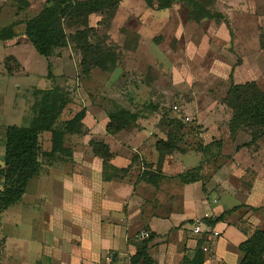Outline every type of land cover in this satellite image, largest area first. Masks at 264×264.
I'll list each match as a JSON object with an SVG mask.
<instances>
[{
    "label": "rangeland",
    "instance_id": "rangeland-1",
    "mask_svg": "<svg viewBox=\"0 0 264 264\" xmlns=\"http://www.w3.org/2000/svg\"><path fill=\"white\" fill-rule=\"evenodd\" d=\"M48 1L0 0V29L13 25L16 33L11 40H0V169L4 166L7 128L31 124L42 106V91L59 89L68 100L53 130L66 131L68 121L84 109L87 112L82 126L78 127L80 131L65 135L68 149L65 152L46 157L52 149L53 130L40 135L41 172L29 182L26 194L18 204L0 209V264L27 260L11 239L19 224L16 217L29 228L42 218L40 212L26 210L37 202V198L44 200L50 195L55 179L71 173L76 148L90 154L91 142L103 141L101 136L106 135L108 114L138 113L140 119L130 125V132L145 131L149 140L157 143L162 138L169 140L171 131V139L182 151L195 149L199 152L198 148L206 151L201 134L206 133L204 138L207 139L210 129L217 135L216 130H220L225 136L228 127L230 129L233 113L225 99L231 84L255 81L264 91V0H187L176 2L166 10H158L157 6L149 8L143 0H122L102 14L90 15L87 24L85 20L66 21L64 29L68 45L57 49L47 59L37 54L27 40L25 23L39 14ZM184 3H199L215 16L220 14L223 17L221 20L202 18ZM81 31H85V35L81 36ZM85 36L100 51L99 56L95 55L97 66H92L95 61L89 65L92 66L90 72L83 71L81 64ZM180 119L185 128L178 131ZM170 123L175 125L176 131L170 128ZM241 131L250 136L243 126L236 133ZM246 135L236 143L247 139ZM260 140L264 150V136ZM219 143L215 142V146L205 152L204 159L211 162L221 159L224 146H218ZM230 145L231 142L226 149H231ZM182 151L176 150L168 155L170 164H177L178 154ZM156 152L155 158L153 153H148V158L140 163L141 168H137V171L141 169L143 176L157 173L154 177L161 178L158 169L152 172L150 163L155 161L158 164L160 154ZM227 158L233 160V154ZM262 158L258 161L264 165V151ZM134 160L140 161V156L136 155ZM241 162L244 164L236 172L237 178L234 174L230 180L226 179L224 190L218 188L222 184L210 186L212 190L207 194L206 203L209 209L236 207L243 195L251 192L255 172L248 166L247 156ZM217 170L218 165L212 166L206 179ZM196 171L190 174L191 178L199 176V168ZM117 173L111 168L106 172L108 177ZM124 174L119 173L120 176ZM176 185L178 180H171L163 186L166 196L160 208L164 207L166 213L178 212L180 208L178 199L173 200L170 196ZM3 189L4 179L0 175V190ZM214 193L220 194V198ZM254 194L256 204L264 206V171L256 182ZM149 198L147 205L142 207L144 210L157 204V200L153 202ZM199 198L197 192L194 208L201 216L205 214V207L199 204ZM172 216V221L156 223L160 233H168L181 218L178 213ZM192 227L193 224L188 222L187 230L191 231ZM143 232L148 233L146 226L138 229L135 233L138 236L134 235V238L142 242ZM177 236L171 233L167 236L169 241L165 238V242L155 248L154 255L158 260H176L172 256H178V250L180 253L183 247L177 242ZM32 257L31 254L29 258Z\"/></svg>",
    "mask_w": 264,
    "mask_h": 264
},
{
    "label": "crops",
    "instance_id": "crops-1",
    "mask_svg": "<svg viewBox=\"0 0 264 264\" xmlns=\"http://www.w3.org/2000/svg\"><path fill=\"white\" fill-rule=\"evenodd\" d=\"M108 123L109 118L106 127ZM130 130H122L115 135L105 132L106 135L101 136L113 154L110 165L117 170H126L131 166L127 173L122 176L117 173L116 176L104 179L103 160L92 154L93 148L89 147L90 154H84L78 147L72 156L71 173L55 179L50 195L44 197V200L37 198V202H33L34 205L26 210L40 212L42 218L36 220L37 222L29 228L16 217L19 224L16 225V234L11 239L16 243L18 250L27 257L25 262L16 261V264H131V259L141 243L134 235L144 226L149 234H155L148 250L152 264L241 263L243 255L238 246L257 229L264 230V206L256 204L254 194L256 182L264 171V165L258 161L263 159L261 140L256 145L244 147L251 138L242 131L232 134L228 127L224 136L220 130H216L217 135L209 129V137L204 138L206 133H203L200 138L205 141L203 144L207 147L206 151L215 146V142H220L217 145L224 146L223 153L220 154L221 159L207 161L204 159L206 151L198 148L199 152L194 151L195 149H183L182 154H178L177 164H170L168 155L162 161L160 159L158 164L149 161L152 172L158 169L161 176H165L154 185L147 180L148 177L144 179L143 172L141 169L137 171V168H141L140 163L146 159L148 153H153V158L156 157V140H149L145 131ZM242 135H246L247 139L236 143L242 139ZM227 142L232 144L229 150L226 149ZM230 154H233V160H228ZM136 155L141 159L138 162L134 160ZM244 156L248 157V166L255 172L251 192L247 196L243 195V200L236 207L217 206L209 209L206 203L212 190L210 186L222 184L218 188L224 190L226 179L230 180L234 174L237 178L236 172L242 168L244 163L241 159ZM214 165H218V170L206 179L207 171ZM200 166L202 169L195 181L185 182L179 178V175L197 172L196 169ZM171 180H178V185L171 190L170 196H173V200L178 199L180 208L178 212L166 213L164 207L160 208V204L166 196L163 186ZM197 192L200 194L199 204L205 207V214L201 216L194 208L193 200ZM214 194L220 198V194ZM149 197L153 202L157 200V204L154 203L151 208L144 210L142 207L147 205ZM239 205L243 207L238 208ZM228 211L230 215L213 227L221 232V236L210 243L194 234L193 227L191 231L186 228L188 222L194 226L196 221L215 219ZM174 213L181 217L177 224L173 225L168 233H160L156 223L172 221ZM171 233L178 235L179 245L183 244L181 254L178 250V256H172L176 257V260H158L154 250L160 243L165 242V238L169 241L167 236H171ZM189 233L192 235L189 236ZM205 246L209 248L207 252L203 251ZM198 248L200 250H197ZM31 254L33 259L29 258Z\"/></svg>",
    "mask_w": 264,
    "mask_h": 264
},
{
    "label": "trees",
    "instance_id": "trees-1",
    "mask_svg": "<svg viewBox=\"0 0 264 264\" xmlns=\"http://www.w3.org/2000/svg\"><path fill=\"white\" fill-rule=\"evenodd\" d=\"M122 0H53L48 1L46 6L39 14L29 19L25 23V36L34 50L40 56L50 58L57 49L68 45V35L64 29L66 21L85 20L87 24L88 17L92 14H102L105 10L116 7ZM149 8L157 6L158 10H166L179 1L187 0H143ZM157 4V5H156ZM189 6L194 14H200L202 18H216L221 20L222 15L218 16L204 9L199 3H184ZM218 17V18H217ZM85 31H81L83 36ZM16 36L14 26L0 29V40L8 41ZM99 49L91 45L86 36L84 37V46L82 47V67L83 71L90 72L92 66H97L95 55L99 56ZM90 57L92 59H90ZM110 60V58L108 59ZM95 61L93 64L92 62ZM103 64L102 62H99ZM92 66H89L91 65ZM89 66V67H88ZM49 75H51V64L48 65ZM11 73V70L9 71ZM43 100L38 116L33 119L29 126H9L6 130V145L4 155V166L0 169V175L4 179V189L0 190V209H7L14 204H18L26 194L29 182L39 175L42 169V163L39 159L40 135L44 132L53 130L54 125L60 118L63 110L68 104L65 95L59 90L42 91ZM225 104L232 110L230 122V131L232 134L242 126L251 136V141L243 146L256 145L264 136V91L260 90L255 81L245 84L232 83ZM86 110H82L67 122L66 131L53 130L52 149L46 153V157L51 158L68 149L65 147V135L77 133L78 127L82 126L86 117ZM109 123L106 127L108 135H115L122 130L131 128V124L137 123L140 119L138 113L122 111L121 114H108ZM178 131L183 130L182 119L178 120ZM170 128L175 129V125L170 123ZM170 129V130H171ZM176 131V129H175ZM171 131L168 133L169 140H159L156 143V149L160 154L161 161L165 156L172 154L176 150L182 151L179 145L173 142ZM94 154L103 160L104 179L110 177L106 172L108 168L119 173H127L126 170H117L110 165L113 157L108 145L103 141L91 142ZM207 148V147H206ZM205 148V149H206ZM211 150V149H210ZM72 155V152H71ZM202 166L199 167L201 170ZM198 169V168H197ZM191 172L179 175V178L185 182L195 181L191 178ZM150 175V177H149ZM148 177V178H147ZM163 177V176H161ZM165 177V176H164ZM163 177V178H164ZM152 184H158V178L153 173L143 176ZM230 212H224L215 219H205V222L214 227L219 222L224 221ZM155 237L150 234L148 239H144L139 245L137 253L132 257L131 264H152L153 260L148 254L149 244ZM238 249L243 255L240 264H264V230L257 229L252 236L243 241Z\"/></svg>",
    "mask_w": 264,
    "mask_h": 264
},
{
    "label": "built area",
    "instance_id": "built-area-1",
    "mask_svg": "<svg viewBox=\"0 0 264 264\" xmlns=\"http://www.w3.org/2000/svg\"><path fill=\"white\" fill-rule=\"evenodd\" d=\"M193 232L194 234L201 236L207 243L217 240L221 236L220 231L208 225L204 221H196L193 226ZM149 236L150 235L147 232H143L141 235V237H143L144 239H148ZM208 250V246H205L203 248L204 252H207Z\"/></svg>",
    "mask_w": 264,
    "mask_h": 264
}]
</instances>
